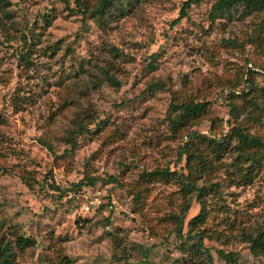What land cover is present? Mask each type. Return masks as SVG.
Wrapping results in <instances>:
<instances>
[{
  "label": "rangeland",
  "instance_id": "1",
  "mask_svg": "<svg viewBox=\"0 0 264 264\" xmlns=\"http://www.w3.org/2000/svg\"><path fill=\"white\" fill-rule=\"evenodd\" d=\"M80 1L0 0V240L15 264H264L249 243L264 232V5L203 0L179 18L185 0L101 16L103 0ZM191 103L205 110L174 125Z\"/></svg>",
  "mask_w": 264,
  "mask_h": 264
},
{
  "label": "trees",
  "instance_id": "2",
  "mask_svg": "<svg viewBox=\"0 0 264 264\" xmlns=\"http://www.w3.org/2000/svg\"><path fill=\"white\" fill-rule=\"evenodd\" d=\"M203 0H185L182 3L181 9H180V16L179 18L183 17L185 15V10L188 9L191 5L199 4ZM78 5L83 9V11L86 9V6L83 1L77 0ZM113 0H103L101 2V5L93 11V15H104L106 11L109 9V7L112 5ZM242 3L246 7L252 8V9H258L261 8L264 5V0H216L215 3L212 6V11L218 12V11H229L232 6ZM177 18L174 22H177L179 20ZM175 109L180 110L179 112V120H174L172 123L174 125L187 123L189 120H193L197 118L204 110H205V104L204 103H191V104H181L180 106L175 105ZM235 136L239 139V142L242 143V145L245 148H253L256 147L259 144V140L255 137L248 136L246 134L242 133H236ZM243 153L246 156H249L247 152L243 151ZM254 157V156H252ZM168 172L164 171H157L154 170L147 175V177H157V176H165V174ZM187 187H189L191 190L196 192L198 195H201V189L198 188L193 182H187ZM201 217V214L199 213L197 216L193 218V220H199ZM201 237H198V244L201 245ZM250 249L252 252L256 251H262L264 250V232L260 233L257 238L250 239ZM33 245V240L30 238H24L19 237L15 240V246L18 249H24L26 247H30ZM220 255L226 259L232 257L231 254H223L222 252H219ZM15 253L10 245L9 242L3 243L0 240V264H15L14 261Z\"/></svg>",
  "mask_w": 264,
  "mask_h": 264
},
{
  "label": "built area",
  "instance_id": "3",
  "mask_svg": "<svg viewBox=\"0 0 264 264\" xmlns=\"http://www.w3.org/2000/svg\"><path fill=\"white\" fill-rule=\"evenodd\" d=\"M95 203H96V204H99L100 202H99V200L96 199V200H95ZM85 210L88 211V210H89V206H85Z\"/></svg>",
  "mask_w": 264,
  "mask_h": 264
}]
</instances>
